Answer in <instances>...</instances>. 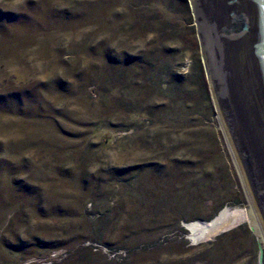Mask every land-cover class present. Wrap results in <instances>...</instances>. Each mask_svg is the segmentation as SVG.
I'll return each mask as SVG.
<instances>
[{
    "label": "rangeland",
    "instance_id": "1",
    "mask_svg": "<svg viewBox=\"0 0 264 264\" xmlns=\"http://www.w3.org/2000/svg\"><path fill=\"white\" fill-rule=\"evenodd\" d=\"M219 123L190 0H0V264H257Z\"/></svg>",
    "mask_w": 264,
    "mask_h": 264
},
{
    "label": "water",
    "instance_id": "2",
    "mask_svg": "<svg viewBox=\"0 0 264 264\" xmlns=\"http://www.w3.org/2000/svg\"><path fill=\"white\" fill-rule=\"evenodd\" d=\"M190 4L211 99L264 235V0Z\"/></svg>",
    "mask_w": 264,
    "mask_h": 264
},
{
    "label": "bare ground",
    "instance_id": "3",
    "mask_svg": "<svg viewBox=\"0 0 264 264\" xmlns=\"http://www.w3.org/2000/svg\"><path fill=\"white\" fill-rule=\"evenodd\" d=\"M220 129H222L221 124L219 123ZM223 130V129H222ZM228 143V142H227ZM233 161L236 163L234 156L232 154ZM234 163V164H235ZM237 166V163L235 164ZM238 169V166H237ZM239 172V169H238ZM240 173V172H239ZM240 175V174H239ZM241 176V175H240ZM241 182L242 178L240 177ZM243 184V182H242ZM244 188V185H243ZM246 199H247V210L245 212V221L247 222L250 230L255 234L258 243L260 244L261 248L264 250V235L260 228V225L255 217V214L253 212L249 197L247 195V192L244 188ZM238 214L231 212L229 210H223L221 211L218 216H216L214 219L210 221H191L187 226V231L190 233V235L195 240H204L209 238L210 236L214 235L215 233L219 231H223L225 228H228L229 226H236L238 224Z\"/></svg>",
    "mask_w": 264,
    "mask_h": 264
}]
</instances>
